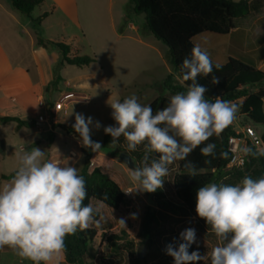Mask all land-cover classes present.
I'll return each mask as SVG.
<instances>
[{"label":"clouds","instance_id":"clouds-1","mask_svg":"<svg viewBox=\"0 0 264 264\" xmlns=\"http://www.w3.org/2000/svg\"><path fill=\"white\" fill-rule=\"evenodd\" d=\"M220 67L215 64L216 69ZM181 72L182 81H191L186 92L172 95L168 105L155 113L135 95L109 103L116 126H106L104 132L112 137L111 143L123 136L128 151L144 145L142 167L129 170L135 187L126 193L155 192L163 186L168 166L175 161H186L188 176L198 175L200 170L187 157L202 144L201 154L213 156L215 144L205 142L236 117V104L220 97L206 99L208 89L197 82L198 76L213 72L206 49L194 45L190 57L182 61ZM212 83L219 84V77L213 76ZM90 126L99 129L101 124L91 116L75 115L72 127L82 147L95 152L101 144L91 139ZM242 151L256 158L264 156V149ZM151 153H158L159 158L149 162ZM17 160L14 176L0 188V248L7 246L33 264H49L63 251L66 236L99 224L95 220L99 208L84 203L88 198L86 181L74 164L61 166L45 159V151L39 147L17 154ZM195 211L210 226L217 245L208 257L199 250L190 252L196 243V230L186 228L179 234L181 242L166 246L174 264H199L206 259L210 264H264V176L254 179L246 175L235 185L210 182L200 186Z\"/></svg>","mask_w":264,"mask_h":264},{"label":"rangeland","instance_id":"rangeland-1","mask_svg":"<svg viewBox=\"0 0 264 264\" xmlns=\"http://www.w3.org/2000/svg\"><path fill=\"white\" fill-rule=\"evenodd\" d=\"M231 1L239 2L241 0ZM250 4L251 8L255 6L264 7V0H250ZM123 13L121 25H124L128 19L133 20L138 25H145V14H135L130 0L126 1ZM241 21L246 23L247 20L237 19L234 25L237 27ZM237 36L238 34L233 35V37ZM150 37H153L152 42L160 50L161 57L156 53L141 54L139 49L144 48L133 42L122 45L121 49L118 47L114 49H80L79 54L93 56L95 62L83 68L67 66V70L62 72V76L65 81L72 85V89L69 90L70 88H68L69 91H66L60 80L59 88L57 90L54 89L46 99L47 104L52 103L47 110H50L52 105L61 100L66 94H74V97L65 100V108L56 115V119L59 118L60 122L72 123L75 122L77 113L83 114L85 118L91 116L94 122L99 121L101 124L99 129L90 126L91 138L102 142L105 135L104 127L115 126L116 123L112 118V109L109 103L117 100L122 102L124 98L135 95L141 104L147 105L159 96L170 99L172 95L178 92H186L187 89L183 87L177 73L174 72L170 64L168 47L153 35ZM256 37H251L250 35L246 37L249 45L257 41ZM259 37L262 40L261 35ZM229 41L230 38L227 35L205 32L196 36L193 42L194 45L199 44L206 49L210 53L212 61L216 60L224 63L226 61L222 58H225L227 54L226 50L228 49ZM261 85L264 86V83ZM239 89L241 92L249 93L254 91L256 87L248 86ZM242 101L243 98L232 101L238 106V111L229 127L235 133H240L247 126L252 127L256 135L259 136L260 133L264 132V126L252 123L241 112L240 105ZM39 112L36 106H31L26 110L22 118L30 122V125L22 128L20 132L14 130L13 124L7 127L0 125V136H5L9 140L7 144L8 155L4 156L3 161H0V175L8 176L15 172L18 167L17 154L31 151V149H25L33 139L41 136L42 130L46 129V123L38 124L37 116ZM51 120H53V117ZM1 129H5L4 135ZM121 141V143L116 142L113 145L111 139L105 148L97 150L94 153V157L91 156L97 166L95 164L92 167L89 166L88 172H91L95 167H100L122 189L125 195V202L118 210H112L95 200L90 202L94 208H99V217L96 219L99 224L93 223L90 225V228L96 230L97 235L88 249L86 264H174L173 258L166 254V246L170 243L178 244L181 242L179 240L180 232L190 227L196 230V243L190 247L191 251L199 250L202 255L208 257L212 248L217 245V239L205 220L197 215L185 217L181 213L173 214L161 209L154 202L149 192L136 190L132 193H125L135 186L129 178L130 169L119 159L120 154L129 155L127 153L126 140L123 138ZM74 142L65 141L62 144V141H56L55 148L59 147L64 155H67L69 150H72L75 154V161L79 157V151L74 147ZM39 148L45 151V159H47V146L41 145ZM134 152L140 154L139 159L133 160L131 158L134 167H142L144 145H139ZM158 158V153H151L149 162L151 159ZM70 160L72 161L73 158ZM83 163L84 160L81 158L80 162L74 165L78 168L79 173ZM168 168V175L163 177V186L160 188L162 199L176 205L177 202L172 194V180L177 173V162H173ZM240 172L241 174L239 175L234 174L222 177L218 183L235 185L244 176L252 175L251 170L245 172L242 169ZM8 182L10 181L1 182L0 188ZM147 211H158L159 213L160 227L155 233V241L152 245H147L143 242L141 236V224ZM139 247H143L144 252L141 260L138 261L137 250ZM61 262H63L62 252L49 264H60ZM0 264H33V262L19 257L13 250L0 248ZM199 264H210V259L201 261Z\"/></svg>","mask_w":264,"mask_h":264},{"label":"trees","instance_id":"trees-1","mask_svg":"<svg viewBox=\"0 0 264 264\" xmlns=\"http://www.w3.org/2000/svg\"><path fill=\"white\" fill-rule=\"evenodd\" d=\"M45 0H9L12 7L25 16H30L32 11L41 6ZM132 10L135 14H145V30L153 35L157 40L162 41L169 49L170 64L177 73L181 84L187 89L191 81H182L181 64L185 57H190L191 49L194 44L192 39L202 33L209 32L218 35H227L234 29V22L237 19L245 18L251 11L250 0H241L233 2L231 0H130ZM45 15L35 20L39 23ZM39 45H52L60 53L61 65H70L76 67H85L95 62V58L89 55L71 56L68 46L62 43H53L37 38ZM213 62V72L209 76L200 75L197 82L205 86L208 91L205 94L206 99L214 101L216 97L223 100L234 101L243 98L240 110L254 124L264 126V109H262V99H264V71L256 69L252 63L244 60L228 58L227 62L220 64L219 69L215 68ZM219 77L220 83L213 84L212 77ZM256 87L255 91L246 93L241 92L242 87ZM169 98L159 96L149 104L153 112H157L169 103ZM14 123L16 128L28 127L30 122L16 117H1L0 124L6 125ZM57 124L56 128L63 131L64 134L81 141L78 133L73 129V124ZM116 126V123H115ZM236 133L227 126L219 135H213L207 143L215 144V153L213 156H203L200 148L197 147L188 157L199 171V174L190 177L187 169L184 167L186 161L177 162V173L172 180V194L176 200V205L170 201L162 199L161 189L151 192L152 198L157 206L173 214H182L185 217L195 216L196 191L200 186H206L210 182L218 183L225 176L241 174L251 170V176L260 178L264 176V156L258 158L247 155L245 165L241 169H227L230 154L227 150V141L230 136ZM92 139V138H91ZM112 137L105 134L101 144L103 149L107 146ZM123 137L117 142L121 143ZM94 142H98L92 139ZM261 149H264V133L259 135ZM253 152L257 151L255 147L247 144ZM4 149V142L0 140V153ZM80 153L84 163L80 171L86 181L88 198L85 204L95 200L112 210H118L125 202V195L119 185L105 174L100 167H95L88 172L92 150L80 148ZM127 153L133 159H139L140 154L134 151ZM15 172L8 176H1L3 180H11ZM107 197V198H105ZM158 211H147L141 224V236L143 242L152 245L155 239V233L160 227L158 220ZM99 217L95 213V220ZM97 232L93 228L77 230L75 234L68 235L65 238V247L62 251L63 262L60 264H86V255L90 245L96 238ZM191 252V249H189ZM43 264V262H41Z\"/></svg>","mask_w":264,"mask_h":264},{"label":"crops","instance_id":"crops-1","mask_svg":"<svg viewBox=\"0 0 264 264\" xmlns=\"http://www.w3.org/2000/svg\"><path fill=\"white\" fill-rule=\"evenodd\" d=\"M126 1L45 0L41 6L32 11L30 16H25L17 12L9 0H0V118L16 117L25 121L22 117L31 106H36L40 111L38 116L43 114L52 104H47L46 99L54 89L59 88L60 80L66 91L72 89V85L62 76V72H65L70 65H61V56L57 48L52 45H39L37 38L65 44L69 47L71 56L84 55L79 54L80 49H114L115 47L121 49L122 45L133 42L144 48L139 49L141 54L156 53L161 57L160 50L152 42L153 37H150L144 26L130 19L121 25ZM42 15L45 17L36 24L35 20ZM241 19L247 21L246 23L241 21L237 27L234 25V29L227 34L230 41L227 54L222 59L226 62L228 58L247 60L256 69L264 71V41H262L264 40V7L251 8L249 15ZM236 34L238 36L233 37ZM249 35L257 36L254 44L249 45L247 42L246 37ZM65 97L69 99L74 97V94L69 93ZM262 109H264V99H262ZM10 124L14 125L16 132L24 128L17 129L14 123ZM60 124L69 123L61 121ZM1 130L4 135L5 129ZM41 132V136L33 139L25 150L45 145L48 150L47 159L58 161L61 166L68 163L75 165L83 158L79 150L85 147H82L81 141L64 134L62 130L56 128V125H47ZM0 140L4 142V149L0 153V161H3L4 156L8 155L9 140L5 136H0ZM56 141H62V144L65 141L74 142V147L79 151L78 159L74 161L75 154L72 150L64 155L59 147L55 148ZM95 152L92 151V157ZM93 160L91 158V167L95 164ZM1 176L4 175H0V183L9 181L1 179ZM3 249L12 250L7 246Z\"/></svg>","mask_w":264,"mask_h":264},{"label":"built area","instance_id":"built-area-1","mask_svg":"<svg viewBox=\"0 0 264 264\" xmlns=\"http://www.w3.org/2000/svg\"><path fill=\"white\" fill-rule=\"evenodd\" d=\"M65 100H67V97L64 96L61 100L55 102L50 110H47L37 117V121L40 124L46 123L49 126L59 124L60 119H56V115L62 112L65 108ZM52 117L53 120H51ZM247 144L252 145L257 150L261 149L259 136L256 135L252 127L247 126L240 133H236L235 136H230L228 138L227 150L230 154V157L227 164V169H241L244 167L247 155L242 151V149L247 148Z\"/></svg>","mask_w":264,"mask_h":264},{"label":"water","instance_id":"water-1","mask_svg":"<svg viewBox=\"0 0 264 264\" xmlns=\"http://www.w3.org/2000/svg\"><path fill=\"white\" fill-rule=\"evenodd\" d=\"M119 159L121 162H123L127 168L131 169V168H135L134 164L132 162V159L129 155L127 154H120L119 155ZM143 252H144V248L143 247H139L137 250V260H141L142 256H143Z\"/></svg>","mask_w":264,"mask_h":264}]
</instances>
